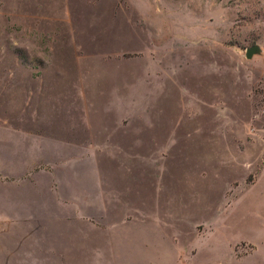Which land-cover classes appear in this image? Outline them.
Returning a JSON list of instances; mask_svg holds the SVG:
<instances>
[{"label":"rangeland","instance_id":"rangeland-1","mask_svg":"<svg viewBox=\"0 0 264 264\" xmlns=\"http://www.w3.org/2000/svg\"><path fill=\"white\" fill-rule=\"evenodd\" d=\"M0 264H264V0H0Z\"/></svg>","mask_w":264,"mask_h":264},{"label":"water","instance_id":"water-1","mask_svg":"<svg viewBox=\"0 0 264 264\" xmlns=\"http://www.w3.org/2000/svg\"><path fill=\"white\" fill-rule=\"evenodd\" d=\"M260 52V47L257 44H252L251 46L247 47L244 51V57L249 59L254 54H258Z\"/></svg>","mask_w":264,"mask_h":264}]
</instances>
